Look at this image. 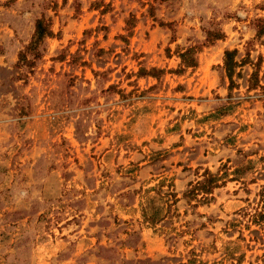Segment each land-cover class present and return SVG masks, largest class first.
Here are the masks:
<instances>
[{
  "label": "rangeland",
  "instance_id": "374dc122",
  "mask_svg": "<svg viewBox=\"0 0 264 264\" xmlns=\"http://www.w3.org/2000/svg\"><path fill=\"white\" fill-rule=\"evenodd\" d=\"M262 187L264 0H0V264H264Z\"/></svg>",
  "mask_w": 264,
  "mask_h": 264
},
{
  "label": "trees",
  "instance_id": "16d2710c",
  "mask_svg": "<svg viewBox=\"0 0 264 264\" xmlns=\"http://www.w3.org/2000/svg\"><path fill=\"white\" fill-rule=\"evenodd\" d=\"M40 26H41V23L38 22L36 26V30H35V32L37 33V38H40V35L43 33V29ZM229 54L230 52H226L227 58ZM203 177L204 178L202 181L196 182V184L192 186L188 194L191 196H194L195 193L200 190L205 195L204 196L205 198L203 199L207 200L206 195L211 192V189L215 186L217 179H215V177L211 173H206ZM259 196H260L261 208L264 209V187H262L261 193L259 194ZM261 217H264V213L261 214Z\"/></svg>",
  "mask_w": 264,
  "mask_h": 264
}]
</instances>
